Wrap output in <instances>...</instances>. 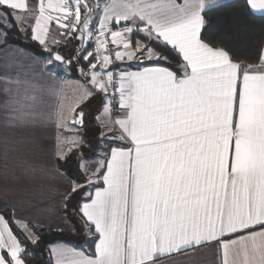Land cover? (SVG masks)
Segmentation results:
<instances>
[{"label":"snow or ice","instance_id":"obj_1","mask_svg":"<svg viewBox=\"0 0 264 264\" xmlns=\"http://www.w3.org/2000/svg\"><path fill=\"white\" fill-rule=\"evenodd\" d=\"M219 2L0 0V160L7 171L54 141L65 181L62 224L34 222L16 201L0 206V264H28L29 246L46 264H157L205 248L219 264H264V52L246 64L217 39L264 16V0L224 4L230 13L208 28ZM56 65L79 74L71 98ZM19 171L48 169L23 160ZM70 205L93 255L45 239V228L62 236L75 225Z\"/></svg>","mask_w":264,"mask_h":264},{"label":"crops","instance_id":"obj_2","mask_svg":"<svg viewBox=\"0 0 264 264\" xmlns=\"http://www.w3.org/2000/svg\"><path fill=\"white\" fill-rule=\"evenodd\" d=\"M229 1L232 0H220L217 5ZM255 15L260 14L257 13ZM71 52L73 51H68L64 55L68 56ZM261 52H264V45ZM28 54H32L29 49ZM54 70L59 72V69L55 66ZM130 70L136 69L133 68ZM59 73L58 82L60 83V87L64 89L63 74L61 72ZM50 75V72L45 73V77ZM52 144H54V141ZM52 144L47 145L44 150L39 148L25 150L19 159L14 162H9L10 166L7 171H5L3 161L0 160V206L6 202L12 203L16 201L22 206L24 215L33 219L34 222H43L45 226L48 223H63L61 219L63 213L61 211L60 194L65 187V181L56 174L55 160L51 157ZM23 160H28L38 167L47 168L48 171L43 175H40L39 172H37L35 176L20 175L19 166ZM13 164L15 165L16 175H13ZM76 222L81 225L79 219H75V223ZM77 226L79 225L77 224ZM63 227L68 231L73 230L72 224H63ZM79 228L83 233L82 245L80 247L74 246V244L71 246L78 251L93 255L95 252L94 239L89 238L81 226ZM45 230H47V228H45ZM53 230L56 229L54 228ZM157 264H219V259L215 248H205L188 259H186L184 255L165 256L158 260Z\"/></svg>","mask_w":264,"mask_h":264},{"label":"trees","instance_id":"obj_3","mask_svg":"<svg viewBox=\"0 0 264 264\" xmlns=\"http://www.w3.org/2000/svg\"><path fill=\"white\" fill-rule=\"evenodd\" d=\"M239 0H232L229 2H225L223 4H219L211 8L210 10H206V14L210 17L209 24L206 26L208 28H211L212 26L216 25L220 18H222L224 15L230 13V9L224 8V4H235L238 3ZM264 24V16L261 15H255V17L248 22L241 23L237 30L234 31L233 40H229L225 38V36H218L217 39L220 40L223 44H236L240 49V59L244 63H259V55L261 53L262 47L264 43H262V37L260 33V26ZM230 30H232L231 25H226ZM21 44L28 43L29 44V51L36 53L40 52L39 45L34 42H25L21 38ZM77 45V41L73 40L71 43L67 44L66 46H62V53L65 54L68 51H74L75 47ZM57 69L59 67H63L60 65H56ZM77 78L79 79V75H77ZM87 126L84 129L85 132V138L92 140L93 136L97 135V128L95 125L94 120L89 119V121L86 122ZM88 155V153H87ZM70 208V215L72 216V219L75 221V219H78L74 213L71 212V205ZM73 226V225H72ZM82 230L75 225L73 226V230L68 231L65 230L63 235H59L56 230L48 231L45 230V239L48 241L58 242L61 240L64 241H71V245L74 244V246L80 247L82 245ZM80 238L79 241H76V238ZM42 247V246H41ZM29 251L34 252V255L28 259V264H46V261L48 259V254L46 251H42L40 248L33 249L31 246H29ZM91 251V250H90Z\"/></svg>","mask_w":264,"mask_h":264},{"label":"rangeland","instance_id":"obj_4","mask_svg":"<svg viewBox=\"0 0 264 264\" xmlns=\"http://www.w3.org/2000/svg\"><path fill=\"white\" fill-rule=\"evenodd\" d=\"M57 68V67H56ZM59 72H61L63 74V79H64V89H63V95L62 96H66L68 98H71L72 95H73V92H72V89H73V86L74 84L77 82L78 78H77V75H79L75 69L73 68L72 70H69L67 72V74L65 73V70L63 69V67H59ZM97 106V102L95 100L92 101L91 104H89L87 106V108L85 109V111L87 112V116H86V122L89 121V119H92L93 120V117L96 115V112H95V108ZM97 135H98V132H97ZM87 155V153H86ZM79 227H80V224L78 222H76ZM80 238H76V241H79Z\"/></svg>","mask_w":264,"mask_h":264},{"label":"built area","instance_id":"obj_5","mask_svg":"<svg viewBox=\"0 0 264 264\" xmlns=\"http://www.w3.org/2000/svg\"><path fill=\"white\" fill-rule=\"evenodd\" d=\"M73 15H75V13L73 12ZM119 63V62H118Z\"/></svg>","mask_w":264,"mask_h":264}]
</instances>
